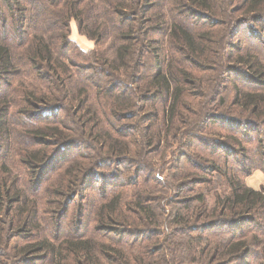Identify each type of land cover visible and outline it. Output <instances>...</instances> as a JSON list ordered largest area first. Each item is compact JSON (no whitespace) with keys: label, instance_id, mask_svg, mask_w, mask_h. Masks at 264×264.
Instances as JSON below:
<instances>
[{"label":"trees","instance_id":"obj_1","mask_svg":"<svg viewBox=\"0 0 264 264\" xmlns=\"http://www.w3.org/2000/svg\"><path fill=\"white\" fill-rule=\"evenodd\" d=\"M0 3L24 20L38 9L48 24L17 23L16 47L0 40V155L9 153L0 160V264H264V185L255 190L243 181L252 168L264 171V61L231 42L246 23L257 29H251L254 36L264 34V0ZM72 20L95 43L91 63L75 62L68 53ZM215 53L223 61L213 60ZM197 64L216 84L204 102L185 87ZM225 71L242 73L246 83L234 88L224 114L218 107L225 103L219 90ZM177 123L183 128L178 137L162 130L178 129ZM210 125L228 139L205 142L201 135ZM254 139L251 156L246 143ZM78 146L89 150L65 161L59 178L35 194L51 168ZM179 146L195 152L179 153ZM16 147L27 184L12 173ZM155 155L162 160L158 168ZM119 167L131 171L128 184L120 181ZM164 170L168 175L161 177ZM213 179L224 183L225 193H215L210 206L206 187ZM94 183L104 193L93 206L95 227L117 241H54L69 205ZM109 186L120 187L108 193ZM156 201L164 205L163 216ZM129 235L135 238L128 245L122 240Z\"/></svg>","mask_w":264,"mask_h":264},{"label":"rangeland","instance_id":"obj_2","mask_svg":"<svg viewBox=\"0 0 264 264\" xmlns=\"http://www.w3.org/2000/svg\"><path fill=\"white\" fill-rule=\"evenodd\" d=\"M218 3H222L223 0H217ZM1 4V3H0ZM1 10H0V40L3 41V43H7L9 45H11L12 47H16L19 43V35L17 33V31L15 30V27L17 26V23L20 22H26L29 23V26L31 25V21H33L35 19V28H45L48 27L47 23H44L42 21L39 20V16L38 14H36L37 10H33L32 12H26L25 17L26 19H22L19 18L18 16H14L11 12H9L7 10V8H5L3 6V4L1 5ZM55 16L57 15L54 14ZM220 16V15H219ZM38 17V18H37ZM220 18L225 19L223 16H220ZM188 22V24H191L192 26L198 27L199 28H204L206 27V25H203L202 22H199L198 19H191V20H186ZM31 22V23H30ZM29 26H25L28 29V34H31L32 30L30 29ZM194 28V27H193ZM221 29V28H220ZM219 29V30H220ZM251 29H254L253 25H251V23H246L240 26L239 31H240V36L241 38H233L232 39V44L234 46L238 45L240 46L239 52L241 53H245V52H249L251 54H255L257 55L262 61H264V34L263 33H259L258 36H254V33ZM257 30V29H254ZM27 35V33H26ZM159 37V36H158ZM214 37V36H213ZM69 38L71 39V43L69 44L70 46L68 47V53L71 57V59H73L75 62L78 63H91V57H90V53L91 51L95 48V43L92 40L87 39L85 36H82L78 33L77 28H76V23L74 22V20H72L70 22V35ZM165 38V37H164ZM224 35L220 33H218L215 37V41H218V43L223 42ZM101 46H105L106 45H101ZM96 49V48H95ZM215 53L214 56H212L213 60L216 58H219L220 56V60L223 61V56L219 55ZM235 54V52H234ZM227 62V61H226ZM211 63H213V61H211ZM232 63V62H231ZM199 64H197L196 66H192L193 74H195L194 76H190L191 78V85H185L186 88H189L190 90H194L193 93H197L199 94V97L202 99V101L204 102L205 100H207V97L209 94L213 93L216 87L215 82H213V79H211V75L212 73L207 72L206 70L203 71L202 69H200L198 67ZM227 69V68H226ZM227 71H225L226 74V78L224 79V82L221 84V88L219 89L221 94H224V99H225V103L222 104L221 106L218 107V110L220 113H227L229 112V102H230V97L233 95L234 92V88L240 87L242 84H245L246 81L245 79L242 77V73L240 72H235L232 71L230 76L227 75L226 73ZM97 78V75L94 76V79ZM199 78V79H198ZM94 82V81H93ZM245 82V83H244ZM248 84V83H247ZM117 92H121L120 94L125 97L126 96V91H122L121 88H119V90H117ZM122 96H120L119 98L122 99ZM198 97V96H197ZM208 102V105L211 106L212 102L210 100L206 101ZM205 102V103H206ZM207 105V106H208ZM162 108H158V110H161ZM235 113V112H232ZM63 115V114H62ZM188 118L193 119V115L188 113L187 114ZM194 121V120H193ZM192 121V123H193ZM178 129H175L171 126L168 127H163L162 130L164 131H169L171 133V135L178 137L177 135L180 134V130H182L183 128L180 127V125L177 123L176 124ZM181 128V129H180ZM16 131H20L21 128L19 126H17ZM212 130V131H211ZM201 134V133H200ZM229 134L225 131V130H219L215 125H210L207 128V131L205 133H203V135H201V137H203L206 141L205 142H210L212 140H214L215 138H222V139H228ZM257 135H255L254 138H256ZM260 137V136H258ZM256 138V140L261 139V138ZM244 138V137H242ZM171 140V138H169ZM197 141V140H196ZM254 140H251L250 143H246L247 147L249 148V152L248 154L255 155L254 154V148H256L257 142L254 143ZM19 143H17L16 145V141L14 140V146H18ZM23 145H20V148H22ZM178 147V146H177ZM17 150H15V154L16 158L14 159V164L15 166H13L12 168V173L13 174H17V180L19 181V184H22L23 182H26L25 184L28 183L27 178L24 176V170L22 168V161H21V157H23V155H21L19 148L16 147ZM88 148L84 147V146H78V147H72L69 149V151L66 153L65 156H62L61 158V162L57 167H52L50 172L47 174V177L45 180H43L41 186L39 187V189L37 190V192L34 190L35 194H42L44 193L43 189L44 186L52 179H54L55 181L59 178L60 174V168L63 167L65 165V161H67L70 157H73L75 155H79L81 153H85L88 152ZM179 153L180 152H187L189 154H193L195 151H191L190 148L189 149H183V146H179ZM3 153L0 155V160L1 158H6L8 157L9 153L6 151V149L2 150ZM20 154V155H19ZM65 158V159H64ZM160 155H155L153 156L154 159V166L156 168H158V165L161 164L162 160L160 159ZM198 160V158L195 160V162ZM59 160L56 161V164L58 163ZM185 159H181V163H184ZM260 163H258L259 165ZM168 168V166H166ZM258 167V166H257ZM109 171H111L113 169V167H109L108 168ZM108 169L103 168V170L107 171ZM101 170V169H100ZM129 170V169H128ZM117 174H122L120 176V181L122 180V184L124 185L125 183L128 184V180H130L129 175L131 171H127L124 170L123 167H119V169L116 171ZM59 174V175H58ZM168 175L167 170H164L162 173L161 177H165ZM145 176V174H141V178H143ZM256 176H260L261 179L264 180V171H262L259 168H252L251 172L249 173V175L247 177L244 178V182L246 184L247 182H250V180H252L254 177ZM140 178V180H141ZM96 180V179H94ZM131 181V180H130ZM222 181H216V179H213L212 183L206 187V191L208 192L207 196H206V201L208 203V205L212 206L213 202L215 200L214 198V194L218 193V194H224L225 193V185L224 183H221ZM263 184H260L258 186L257 189H259ZM121 186V185H120ZM119 186V187H120ZM119 187H107V192L109 193L110 190H112L111 188H119ZM130 186L125 187V189H129ZM198 189L203 190V187H199ZM117 190V189H116ZM31 192V191H30ZM190 194L189 192H185L183 193V195H187ZM84 197L81 200L80 198L76 197L74 199V201L69 205L67 212L65 213V215L63 216L62 220L63 224H61V227L57 233V236H59L58 238L54 239V241H60L62 238L64 237H70V238H92L94 239V241L101 243V244H106L108 245V243H112V241L118 239V236L113 234L112 232L109 233V231L103 230V229H99L98 227H95V216H94V212L93 209L94 207L99 204L100 202L103 201L104 198V193H102L101 191V187L99 186V183H94L92 184V187H90V189H88L85 193H84ZM49 200V198L47 199ZM46 201V199L44 200V202ZM158 203H156V205H158V209L160 210V207H163V203H161L160 201H156ZM79 204H80V208H79ZM46 205V204H44ZM94 206V207H93ZM47 208V206H46ZM78 208L81 209V213H78ZM161 211V210H160ZM161 216H163V213L161 211ZM46 220L48 219L47 216H45ZM49 220V219H48ZM46 223H48V221H46ZM50 230V229H49ZM48 229H46V232L49 234ZM252 234V233H251ZM127 235V234H126ZM51 237V235H50ZM135 238V236H131L129 235V237H125L123 236V240L124 242H126L128 245L130 244V242ZM161 240V239H159ZM17 241L18 239L13 240L11 243ZM117 241V240H116ZM108 242V243H107ZM127 244H125V246H127ZM185 248V247H184ZM38 252V251H35ZM185 252V251H183Z\"/></svg>","mask_w":264,"mask_h":264},{"label":"crops","instance_id":"obj_3","mask_svg":"<svg viewBox=\"0 0 264 264\" xmlns=\"http://www.w3.org/2000/svg\"><path fill=\"white\" fill-rule=\"evenodd\" d=\"M260 184H263L264 185V180L261 179L260 176L259 177L258 176L254 177L252 180H250V182H247L246 181V185L248 187L252 188V189H255V190H258L257 188H258V186Z\"/></svg>","mask_w":264,"mask_h":264}]
</instances>
